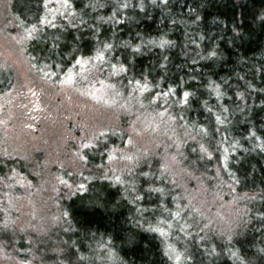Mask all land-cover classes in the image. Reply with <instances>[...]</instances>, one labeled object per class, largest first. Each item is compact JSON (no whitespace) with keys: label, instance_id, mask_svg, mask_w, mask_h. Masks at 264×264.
Segmentation results:
<instances>
[{"label":"trees","instance_id":"trees-1","mask_svg":"<svg viewBox=\"0 0 264 264\" xmlns=\"http://www.w3.org/2000/svg\"><path fill=\"white\" fill-rule=\"evenodd\" d=\"M46 1L23 0L25 6L10 8L16 21L0 18L11 22L8 32L15 36L37 25L25 46H17L31 65L32 87L18 95L32 102L33 134L54 114L37 98L33 67L63 73L79 58L96 57L101 74L108 72L141 105L115 112V123L108 117L94 139L65 137L76 171L48 164L35 149L34 174L0 140V208L9 213L4 227L24 239L26 231L14 226L18 200L46 191L50 214L54 195L60 199L64 230L41 251L30 246L24 255L32 259L36 252L41 264H264V0H68L69 8L43 22L50 13ZM69 12L81 19H66ZM0 67L7 75L0 81L3 97L17 76ZM169 105L175 123L187 129L180 162L191 172L176 177L167 162L173 156L179 164L177 155L152 131L154 111ZM64 125L71 134L81 132ZM130 130H145L151 141L137 158L147 170L132 180L122 174L133 163L114 169L112 162ZM157 171L174 181H161ZM202 196L205 210L198 205ZM231 203L238 208L236 229L227 241L215 239L209 232L219 222L216 206L224 212ZM21 242L0 244V251L23 248Z\"/></svg>","mask_w":264,"mask_h":264},{"label":"rangeland","instance_id":"rangeland-1","mask_svg":"<svg viewBox=\"0 0 264 264\" xmlns=\"http://www.w3.org/2000/svg\"><path fill=\"white\" fill-rule=\"evenodd\" d=\"M5 1L7 3V12ZM45 4L51 5L52 7H49L50 13L42 17L41 15L39 16V19L41 17L43 22L52 21L55 18V16L53 18L54 14L63 13L65 9L69 8L68 0H47ZM14 5L25 6L26 4L23 0H0V18L3 17V19L6 18L13 22L16 21L18 15L10 9ZM79 13L82 17L83 13ZM65 17L66 19L71 18L76 20V17L78 18L79 16H74L69 12ZM81 17L78 19H81ZM36 26L30 24L28 29H21V32L18 31V35L15 36L8 32L12 27L14 28L11 22L5 20H3V22L0 21V64L10 67L17 76L10 94L0 97V140L5 145L4 150L11 154L17 153V155L24 160V163L31 165V170L34 174V168L37 166L35 161L39 156V154H37L39 150H41L42 159L48 164L60 165L63 168L70 167L76 171L79 165H77L78 162L76 157L73 156L72 151H68V144L65 137L73 136V139L86 138L87 140H91L92 137L94 139L96 137L95 135L105 132V130L101 129L102 126L106 125L108 117V123L111 121L115 123L117 119L114 117L115 112L120 114L132 106L138 108L140 103L134 99L131 100V98H134V94L133 96L125 94L123 91L124 85L119 84L113 76L108 75V72L101 74L95 62L97 61L96 57L79 58L77 59V61H80L79 64L76 62L74 67H69L67 71L63 73H53L47 71L45 68L36 70L35 67H33L32 70H34V72L37 71L38 75V78H32L39 86V96L37 98L43 101L47 108L54 111L52 119L47 123V127L33 134L32 130H36V125L29 124L32 119V116L29 114V108L32 107V102L18 95V91L24 90L25 86L26 91L30 89L28 86L32 87L28 72L31 65L28 64L27 66L17 46H21V44L22 48L23 45L25 46L28 42L27 37L31 35L32 30H34ZM54 26L58 25L56 24L52 27ZM19 37H21V40L17 41L16 38ZM50 74L52 76H50ZM53 74L55 75L53 76ZM3 75L4 71L0 72V81ZM4 76L7 75L5 74ZM4 97L6 98L2 100ZM56 97L63 101L60 102V105L56 104L57 106L54 101ZM66 103L71 105L69 109H67ZM59 106L63 108L60 115L64 117L63 120H59L58 116H56L62 109ZM78 107H80L82 111L80 115H77ZM167 110H170V105L168 107H160V109L154 111V130L152 131L158 136L156 139L165 141L169 153L177 155L179 159L178 164V161L175 159L176 157L174 158L172 156L171 159L168 158L167 168L169 169V173L174 177H176L178 173L181 175L183 173L190 174L191 171L186 161H184L185 164H183V168L180 162L181 147L185 140L182 134L187 129L182 125L176 124L174 117L171 116ZM65 120L68 121L70 125L77 126L81 132L71 134L69 130L65 128ZM149 138L150 136L145 130H130L129 138H126V141L124 140L123 142L125 144L122 143L115 150L117 153L116 158H112L113 168L117 169L125 165L129 167L133 163L135 167H129L128 170L122 174L130 180H132L133 176H136L138 172H145L147 169L143 170L138 167L141 159L137 158L141 153L143 154L142 150H148L146 147H148L151 142ZM30 145L31 149L29 147H23ZM131 152H133V155ZM129 153L131 155L127 156ZM35 169L38 170L37 167ZM158 173L159 174H156V176L161 181L166 183L174 181L161 171ZM201 174L202 173L199 175ZM89 176V173L86 174V177ZM124 181L126 182V180ZM32 183L36 184L37 182L33 181ZM200 185L198 189L202 190L203 187ZM36 190L37 188L34 192ZM45 193L39 192L27 197V199L18 200L17 202L15 208L19 215L17 219H15L16 224L14 226L22 233L26 231V235L23 237L24 239H21L22 234L16 232V230L4 227L9 213H7V208H0V244L5 245L7 242L23 241V243L21 242L23 248L19 246L18 249L13 248L9 252L0 251V264H41L39 262L40 258L37 260L38 257L35 255L36 252L34 253V251H32V255H34L32 259L24 254L29 251L30 246L32 250L35 246H40L41 248H39V251H41L42 247H44V243L56 241L59 237V233L64 230L61 223L60 199H58L56 194L54 195L56 200L55 206L49 214L46 202L48 195H45ZM195 196L200 197L201 194L197 192ZM188 199L190 203H192V198L190 196ZM200 199H202V201L200 202L198 200V205L202 210H205L208 204L205 202L203 196ZM198 205L193 206L198 207ZM236 209L238 210V208H235L234 203H231L228 209L223 212V209L217 205L216 213L219 215V222H216V225L210 229L209 235H214L213 237L215 239L223 238L226 241L230 239L236 229ZM164 232V234H167V231Z\"/></svg>","mask_w":264,"mask_h":264},{"label":"snow or ice","instance_id":"snow-or-ice-1","mask_svg":"<svg viewBox=\"0 0 264 264\" xmlns=\"http://www.w3.org/2000/svg\"><path fill=\"white\" fill-rule=\"evenodd\" d=\"M105 47H108V45H105ZM211 54L214 55V53H211ZM98 56H99V54H98ZM100 58H102V57H100ZM77 63L79 64L80 61L78 60ZM113 67H115V66H113ZM121 70H123V69H121ZM185 95H188V93H185ZM80 188H83V185H80Z\"/></svg>","mask_w":264,"mask_h":264}]
</instances>
